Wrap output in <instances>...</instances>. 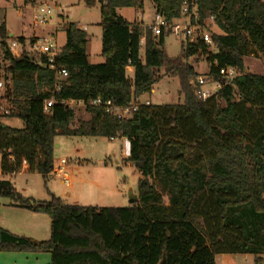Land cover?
<instances>
[{
  "label": "trees",
  "instance_id": "trees-1",
  "mask_svg": "<svg viewBox=\"0 0 264 264\" xmlns=\"http://www.w3.org/2000/svg\"><path fill=\"white\" fill-rule=\"evenodd\" d=\"M152 1L167 21L179 19L184 0ZM190 1L198 6L201 24L213 16L222 30L213 34L215 53L202 41L182 42L181 55L169 57L164 45L171 29L157 36L118 13L121 8L143 12L144 0H85L89 6L101 4L104 61L91 63L89 34L66 23L56 66L68 76L59 81L45 56L38 60L23 50L15 57L7 26H0V51L12 74L4 98L9 114H0L1 175L24 170L48 177L58 135L125 138L128 159L141 175L138 201L127 207L70 205L54 195L37 203L19 195L15 205L50 216L51 237L34 243L0 226V251L45 250L50 264H161L163 259L216 264L221 254H250L255 264H263L264 75L250 72L244 58L252 47L264 52V0ZM197 55L207 56L212 79H220L224 67L240 75L202 99L199 73L190 62ZM161 70L179 78L182 103L138 101L163 77ZM51 98L55 103L47 111ZM97 98L138 108L119 120L90 104ZM64 100L82 101L90 119L76 123L75 108L64 106ZM3 117L19 118L23 128L3 125ZM0 195L15 196L9 180L0 178Z\"/></svg>",
  "mask_w": 264,
  "mask_h": 264
},
{
  "label": "rangeland",
  "instance_id": "rangeland-1",
  "mask_svg": "<svg viewBox=\"0 0 264 264\" xmlns=\"http://www.w3.org/2000/svg\"><path fill=\"white\" fill-rule=\"evenodd\" d=\"M42 1L50 2L53 9V18L47 25L36 28L34 12L36 5ZM0 0V26L5 23L13 34L8 41L9 45L24 36L26 50L31 56L39 60L40 55L32 51L29 43L36 34L47 36L55 30V40L59 48L66 42V32L63 27L66 23L74 22L89 34L88 51L91 62L101 63L102 26L101 4L97 2L89 6L85 0ZM118 13L129 21L142 22L144 28H149L156 11L152 0H144V10L121 8ZM181 24L180 21L177 22ZM212 33L220 34L222 30L210 20L207 21ZM58 28V29H56ZM165 36L164 48L169 57L181 55L182 39L176 29ZM24 41V42H25ZM142 40L141 55L144 54ZM252 52L245 59L246 68L256 74L264 75V52L252 47ZM21 54V49H17ZM18 57L17 55H15ZM96 58H101L97 60ZM207 56L197 55L190 62L199 73V77L206 80L202 89L216 91L215 84L209 76ZM100 61V62H99ZM8 61L4 60L0 51V77L11 79L12 74L7 71ZM134 70L128 68V75L133 77ZM154 85L150 93L139 98V102H151L154 105L178 104L184 101L178 77L164 75ZM7 88L0 90V100L4 104ZM76 123L79 120H89L91 115L84 105L75 107ZM1 123L17 129L23 128L19 118L3 117ZM54 163L60 159L68 160L67 172L71 177L72 185L66 187L61 179L49 175L43 177L38 173L19 171L14 175H1V179L9 180L15 191V196L0 195V226L18 236L31 239L34 243L47 241L51 237V218L47 213L33 211L15 205L21 195L25 199H33L37 203L49 202L52 196L61 198L66 204L97 207H127L132 203V196L138 195V184L141 177L137 168L129 161V142L125 138L110 139L106 136H79L58 135L55 139ZM166 204L168 196L159 186ZM51 254L48 251H0V264H50ZM216 264H255V257L250 254H221L216 257ZM264 264V256H263Z\"/></svg>",
  "mask_w": 264,
  "mask_h": 264
},
{
  "label": "built area",
  "instance_id": "built-area-1",
  "mask_svg": "<svg viewBox=\"0 0 264 264\" xmlns=\"http://www.w3.org/2000/svg\"><path fill=\"white\" fill-rule=\"evenodd\" d=\"M53 3H57L56 0H51ZM36 9L34 12V24L36 28L41 25H47L51 18H53V7L50 2L42 1L36 5ZM211 21L214 23V17H210L205 21V24H201L199 22V12L198 6L195 2L190 0H184L181 7L180 17L179 19L174 20L173 22H169L166 20L165 16L162 13H156L153 19L152 24L149 25V28L154 32L155 35L159 36L163 29L168 30L174 27L182 39L184 43H195L197 41H202L207 46V49L210 53H215L217 50V43L213 38V34L209 30V25L207 21ZM180 21L181 24L177 22ZM173 28V29H174ZM58 29V28H56ZM57 30L53 32L47 33V36H41L40 34H36L33 40L29 43V47L32 51H35L40 56H45L47 58L48 66L51 69L56 70V76L58 81L62 78H66L68 76V71L64 67L56 66V58L60 54V49L57 45V41L55 40V33ZM26 45V41L24 43H20L19 40H15L10 44L11 53L18 57L21 54H17V49H21V53L24 50ZM16 57V56H15ZM240 73L237 69L233 67H224L219 70L220 79H211V82L215 84L216 91L221 89L224 84H230L233 82ZM199 83L202 85L206 84V80L203 77H199ZM11 86V79H6L4 77H0V90L7 88V86ZM60 88V84H57V89ZM215 91V92H216ZM210 90L202 89L199 93V97L202 99H206L210 97L213 93ZM55 100L53 98L46 101L45 110L49 111V109L53 106ZM147 103H149L147 101ZM62 104L69 108H75L77 105H84L82 101L75 100H64ZM92 106H102L105 108L106 112L114 115L119 120H127L131 118L134 113L137 111V104H131L128 107H120L111 99H102L97 98L90 102ZM0 114L5 115L9 114V110L7 105L1 102L0 100ZM113 140V139H112ZM68 160L60 159L57 164H54L53 170L50 175H53L56 178L61 179L62 183L66 187H70L72 185V180L70 175L67 172ZM0 174H1V153H0Z\"/></svg>",
  "mask_w": 264,
  "mask_h": 264
},
{
  "label": "water",
  "instance_id": "water-1",
  "mask_svg": "<svg viewBox=\"0 0 264 264\" xmlns=\"http://www.w3.org/2000/svg\"><path fill=\"white\" fill-rule=\"evenodd\" d=\"M9 37H13V34L9 32ZM131 203H135L138 201V195L136 196H132L131 199H130ZM161 264H166V261L165 259L162 260V263Z\"/></svg>",
  "mask_w": 264,
  "mask_h": 264
},
{
  "label": "crops",
  "instance_id": "crops-1",
  "mask_svg": "<svg viewBox=\"0 0 264 264\" xmlns=\"http://www.w3.org/2000/svg\"><path fill=\"white\" fill-rule=\"evenodd\" d=\"M119 10V9H118ZM128 20V19H127ZM84 30H86V29H84ZM87 31V30H86ZM89 43V42H88ZM101 50H102V48H101ZM87 54H88V58H89V61L91 62V58H90V54H89V51H88V45H87ZM101 57H102V55H101ZM103 58V57H102ZM97 60H100L101 58H96ZM103 61H104V58H103ZM103 61H101V63L103 62ZM100 62V61H99ZM91 63H93V62H91ZM95 64V63H94ZM134 73V72H133ZM130 77V76H129ZM130 78H133V77H130ZM129 150H130V145H129ZM129 153V152H128Z\"/></svg>",
  "mask_w": 264,
  "mask_h": 264
}]
</instances>
